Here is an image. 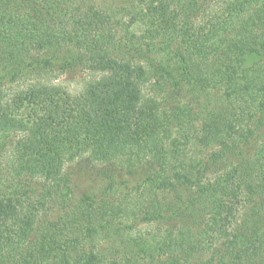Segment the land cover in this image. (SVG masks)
<instances>
[{"label": "trees", "instance_id": "obj_1", "mask_svg": "<svg viewBox=\"0 0 264 264\" xmlns=\"http://www.w3.org/2000/svg\"><path fill=\"white\" fill-rule=\"evenodd\" d=\"M121 5L0 0V171L44 183L0 194V264H31L39 216L60 234L74 209L68 165L138 152L170 164L159 144L175 120L210 153L186 167L151 165L142 178L158 183L130 226L96 207L102 192H83L88 246L72 264H264V58L244 74L235 64L264 53V0ZM127 17L149 39H169L179 74L149 55L150 43L112 34ZM149 68L166 105L146 93ZM75 69L93 78L71 94L53 78Z\"/></svg>", "mask_w": 264, "mask_h": 264}, {"label": "rangeland", "instance_id": "obj_2", "mask_svg": "<svg viewBox=\"0 0 264 264\" xmlns=\"http://www.w3.org/2000/svg\"><path fill=\"white\" fill-rule=\"evenodd\" d=\"M92 1L118 9L122 6L123 0ZM121 29L112 34L124 41L137 40L142 49L146 48L145 43H150L151 53L149 55L156 58L171 73L176 75L180 73V65L178 66L176 59L166 46L169 43L168 38L160 36L156 39H149L141 24L130 20L129 17L124 18ZM261 55H248L237 58L235 60L237 71L243 72V74L247 73L264 58V53ZM8 68L10 69L11 66H8ZM146 72L149 79L146 87L147 95L155 98L160 105H166V92L163 89H156L152 85L154 72L150 68ZM92 78L93 75L75 69L71 72L57 73L53 79L54 83L60 85L69 93L76 94ZM199 102L201 103V101ZM169 125L170 130L167 137L159 144V147H163L167 152L164 156L171 161L170 164L169 161L165 162L166 164L173 167H186L190 164H198L205 155L210 153L209 147L198 145L193 132L181 120L170 122ZM162 159V155L156 156L155 154L148 158L144 156L143 152H138L121 155L110 164L101 165L87 160H78L68 165L65 169L71 178L68 194L70 200L68 203H72L74 209L70 211L66 218L63 217L62 231L57 236L53 235L48 229L49 216H43L42 218L39 216L43 221V226L29 249V253L34 255V258L30 261L31 264H72L85 257V247L88 246L84 237L87 225L86 213L80 207V198L83 192H90L98 196L102 192V198L95 202L96 207L110 212L112 210L117 211L119 215L117 223L119 225H132L137 220L138 214L147 210L150 205L159 178L155 179L154 176L153 180H155L153 182L152 180L147 181L142 178V174L148 170L152 171L153 168L157 169L158 164H161L159 161L165 166ZM151 165H154L152 169L150 168ZM43 184L42 180L27 175L0 171V194L19 190L27 185L42 191ZM55 216L50 218L51 222L56 221L57 217ZM44 221L48 222L44 223ZM151 230L149 227H139L137 229L142 233H148ZM50 234L52 240L49 238ZM103 235L104 233L99 236L97 241L99 247L104 245L101 239H105L104 236L106 237L108 234Z\"/></svg>", "mask_w": 264, "mask_h": 264}]
</instances>
